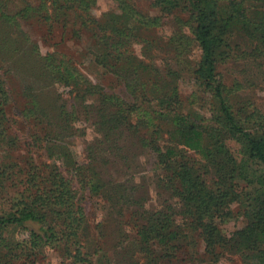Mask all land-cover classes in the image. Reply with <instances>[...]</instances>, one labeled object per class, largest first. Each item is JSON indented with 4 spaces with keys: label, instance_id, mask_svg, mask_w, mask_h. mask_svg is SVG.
I'll list each match as a JSON object with an SVG mask.
<instances>
[{
    "label": "rangeland",
    "instance_id": "rangeland-1",
    "mask_svg": "<svg viewBox=\"0 0 264 264\" xmlns=\"http://www.w3.org/2000/svg\"><path fill=\"white\" fill-rule=\"evenodd\" d=\"M158 1L69 0L53 22L42 0H0L10 18H0V172H9L0 175V214L20 197L24 168L33 195V183L43 178L36 173L45 171L53 188L64 178L72 196L70 218L52 200L39 207L51 239L39 240V223L2 230L0 264H249L241 255L210 254L189 227L178 167L161 165L154 149L169 147L178 162L190 161L209 190L223 183L203 154L172 137L173 116L156 102L165 87L179 94V116L208 119L214 110L195 78L201 50L192 4L166 9ZM219 58L217 73L237 120L264 133V45L238 32ZM246 165L251 194L264 169ZM246 206L236 200L216 220L224 236L244 226ZM157 214L179 230L169 258L152 255L141 239Z\"/></svg>",
    "mask_w": 264,
    "mask_h": 264
},
{
    "label": "trees",
    "instance_id": "trees-1",
    "mask_svg": "<svg viewBox=\"0 0 264 264\" xmlns=\"http://www.w3.org/2000/svg\"><path fill=\"white\" fill-rule=\"evenodd\" d=\"M42 1L41 7L49 4L51 10L46 16V21H58V16L64 9L70 8L69 0ZM183 1L190 2L196 13L197 26L194 36L201 50V59L195 70V78L208 100H212L214 110L208 119L179 116V94L176 90L172 92L165 87L159 92L160 96L156 102L163 114L173 116L169 119L174 127L172 137L190 150L203 154L212 166L217 167L223 183L220 186L219 182L216 190H209L201 176L195 174L190 161L178 162L177 154L172 148L164 147L162 150L155 146L154 149L161 153V165L173 167L175 164L178 167L175 175L183 187L181 196L187 202L189 227L199 232L210 254L221 255L228 252L246 257L249 264H264V180H259L260 187L251 194L248 193L254 182L246 165L254 163L264 169V133L258 134V131L252 130L249 132L248 128L237 120L227 102L225 87L217 73L221 49L229 48L231 40L238 32H244L264 45V0H159L158 6L175 8ZM254 2L261 4L260 10H252ZM224 5L228 8L225 16L222 13ZM0 18L10 20L2 13L1 6ZM113 130H118V126ZM231 142L241 145L239 154L233 152ZM26 169L23 171L28 178L20 197L12 202L8 212L0 214V232L10 225L39 223L40 230L45 233L39 240L44 237L51 239V230L45 225L46 214L39 210V207H45L47 202L52 200L53 205L66 207L64 215L70 218L71 188L64 178H60L59 185L53 188L49 185L50 174L41 171L36 173L37 177L41 175L43 178L33 183V187H36V193L33 195L30 189L33 182L32 173ZM251 169L254 170V167H250ZM2 174L5 176L9 172L6 169L0 172V175ZM56 194H59L57 198ZM236 200L244 201L247 205L244 212L246 223L229 238L221 233L216 220L223 217L228 205ZM178 231L174 220L157 214L149 218L148 225L140 234L148 251L159 259L169 258L176 253ZM76 258L83 260L80 252H77Z\"/></svg>",
    "mask_w": 264,
    "mask_h": 264
}]
</instances>
